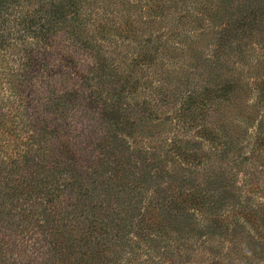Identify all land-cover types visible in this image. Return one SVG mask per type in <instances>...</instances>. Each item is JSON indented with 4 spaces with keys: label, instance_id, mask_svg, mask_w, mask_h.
Listing matches in <instances>:
<instances>
[{
    "label": "trees",
    "instance_id": "16d2710c",
    "mask_svg": "<svg viewBox=\"0 0 264 264\" xmlns=\"http://www.w3.org/2000/svg\"><path fill=\"white\" fill-rule=\"evenodd\" d=\"M17 1L0 0V264L17 246L37 264H143L130 259L152 234L164 264H264V0ZM257 47L255 86H237L231 54ZM203 58L210 79L193 83ZM133 158L171 194L145 205L151 219L134 214ZM136 216L146 234L130 233Z\"/></svg>",
    "mask_w": 264,
    "mask_h": 264
},
{
    "label": "rangeland",
    "instance_id": "374dc122",
    "mask_svg": "<svg viewBox=\"0 0 264 264\" xmlns=\"http://www.w3.org/2000/svg\"><path fill=\"white\" fill-rule=\"evenodd\" d=\"M25 1V0H24ZM30 1H33V0H30ZM15 2H18L17 0H7V4L8 5H12L14 4ZM101 20V19H99ZM125 21V20H124ZM131 28V27H129ZM125 27V26H120L118 27V29L116 30H113L109 27H105V29L103 30V37L105 38H114V39H118V43H124L126 44L129 40L128 39H131V36H132V33L129 31L130 29ZM261 34V33H260ZM127 37H130V38H127ZM258 47L256 48V50L254 51H246V50H243L242 53H239L237 51H235L234 54H231V59L232 61H230L231 64H233V60H235V64H236V68L234 69L235 72L234 73H237L238 72L240 73V78L238 79H235L236 81L239 82V85L237 86H240L241 85H248L249 88L251 87H254L255 85L252 83L253 80H255L257 78V76L260 74L261 72V69H259V71L257 69H255L256 67L252 66L254 65V63L251 65L250 63L252 61H254V56L257 54H259V51H258ZM241 55H245L244 59H242ZM254 55V56H253ZM207 58H203V59H194V61L192 62V73H196L195 77L192 76V78L194 77L193 79V83H195L198 80L204 82V80L206 79H210L209 78V74H208V66L205 65V63L203 62V60H206ZM243 63V65H242ZM210 64V62H208V65ZM248 65V67H247ZM257 66V65H255ZM258 67V66H257ZM249 68L248 70V73H246L247 69ZM241 71H243V75H242V79H241ZM245 72V74H244ZM200 74V75H199ZM194 75V74H193ZM239 76V75H238ZM224 75H220V78L219 79H223ZM249 77V78H248ZM249 79V80H246V79ZM219 79L218 78H215V76L213 75V78L210 80L211 83L213 84H217L219 82ZM242 80V82H241ZM211 86H215V87H218L220 85H211ZM154 87V84L153 85H148V88L147 90L149 89H152ZM259 93V94H258ZM262 92H259V90L255 89V95L258 94L262 97L261 95ZM243 98V96H242ZM246 99H244L245 101H248L249 104H253L254 102V93H249L247 92V95L245 96ZM254 99V100H253ZM239 101H241V96L239 97L238 99V103ZM163 104V110H168L169 109V104H167L166 100H163L162 102ZM241 104V103H239ZM236 114H239L240 117L238 118L240 124H241V113L238 112H235V113H232V117L231 119H237V116ZM164 118H165V115H164ZM237 123V120L235 121L234 124ZM198 128L194 129L191 133L193 136H196L198 135L197 132L201 133L204 135L205 131L203 130H197ZM235 134V136L239 133L237 132H233ZM241 136V134H240ZM205 137V136H204ZM232 146V145H230ZM241 147V145H240ZM234 148V147H232ZM231 149V148H230ZM170 150L169 148L165 147L163 148V151H168ZM230 158L228 159V164L229 166L233 167L232 169V172L237 174L238 175V169L240 170V174L237 176V180H235V186L238 188H241V161L238 160V162L240 163V165L237 167V164L236 162H234L233 160H235L236 158V151H232L230 150ZM239 159L241 160V152H240V156H239ZM133 162L136 163V165H142L143 164V160L142 159H137L136 161H134V158H133ZM148 162L146 161L144 165H147ZM138 166L137 169H135V177L138 176L140 174V178L136 181H140V179L142 178V174H145L146 173V176H145V181L143 184H145V188L146 190L145 193H144V201L140 207V210L137 211V212H134V214L136 215H147V217H149L150 219L153 217V215L155 213H157L156 211L154 210H151V209H147L145 211V205L148 204L149 201H156V198H160V201H167L165 203L168 204V200H172L171 198V194L167 193V192H163L162 194V197H160L155 191L156 189L158 190H161V184L163 182H160L164 177L162 174H160L161 170L158 171V176L155 175V173L153 172L155 169H153L152 167H149V168H144V167H140ZM143 168V169H142ZM144 170H145V173H144ZM150 171V172H149ZM149 172V173H147ZM167 179V178H166ZM172 182V180H169ZM128 184L131 183V181H128L126 182ZM141 183V182H139ZM175 183V182H174ZM178 181L176 182V185H178ZM164 186V185H163ZM228 196V195H227ZM226 196V197H227ZM240 196H241V193H240ZM180 197V196H178ZM178 199H181V198H178ZM241 199V198H240ZM232 201V200H231ZM139 205V204H138ZM205 205L200 203V202H195V201H192L189 205H188V208H189V213H192V215H197L199 213H202L201 211L204 209ZM239 208V207H238ZM133 213V212H132ZM233 213H235V211H233ZM158 214V213H157ZM230 213L227 214V216L229 215ZM136 225L138 227V230L136 231ZM145 226L146 224L142 221L141 217L140 216H136L133 218V223H132V229L130 230V233L133 234L134 232H143L146 234L145 232ZM148 233H151L148 231ZM153 235V234H152ZM152 235L148 238V236L146 235L145 237H143V239L140 241V238L138 241H140V243L138 244V249L135 248L134 252L135 254L132 256L133 259H130V261L132 262H135V261H140V263H143V264H161V263H166L168 262V258L165 256L164 254V249L163 247L161 246L159 250H157V248L153 251L152 250V253H147L148 252V247L147 245H150V239L152 238ZM129 237H130V234H129ZM238 238V236H237ZM17 239L19 241H22L24 243H27V245H23L25 246L26 248L27 247H32V245L30 244V242L32 241V234H28V232H24L23 234L21 233H18V237ZM135 242V241H134ZM132 245L134 243H131ZM29 245V246H28ZM241 247V246H240ZM33 248V247H32ZM36 249V248H35ZM28 250V249H27ZM32 250V249H30ZM29 250V251H30ZM32 251H30V254H28L27 252L24 251V248L23 247H18L14 250V255L13 256V259L15 260L16 263L14 264H37L38 261H36L35 259V253H36V250H34L32 253ZM124 250H123V254H124ZM48 257V256H47ZM181 262L177 263V264H182V260H180ZM241 261V259H240ZM175 264V263H174ZM241 264V262H240Z\"/></svg>",
    "mask_w": 264,
    "mask_h": 264
}]
</instances>
